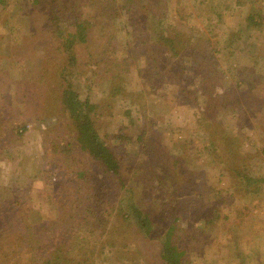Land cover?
<instances>
[{"label":"rangeland","instance_id":"374dc122","mask_svg":"<svg viewBox=\"0 0 264 264\" xmlns=\"http://www.w3.org/2000/svg\"><path fill=\"white\" fill-rule=\"evenodd\" d=\"M116 1L121 15L110 21L103 18L102 7L111 0H94L96 6L87 0L0 2V264H42L38 255L48 252L52 227L80 218L85 205L94 202L86 200L87 193L105 195L109 208L115 206L108 209L114 236L104 248L109 254L93 264H162L164 233L177 213L183 231L176 229L172 239L186 250L184 264H264V93L261 100H245L246 89L240 86L243 80L248 89L264 84V29L258 37L245 30L251 3L264 23V0H161L165 9L159 11L157 0H136L153 6L144 21L150 30L165 11L169 25L182 23L187 31L205 35L223 73L218 85L235 88L242 104L223 103L217 96L223 89L216 87L208 111L203 108L209 100L193 72L183 77L193 94L179 103L177 86L161 79L143 82L133 65L122 76L126 94L110 95V73H102L100 59L111 50L118 59L133 57L130 25L135 18L122 13L125 0ZM94 14L90 46L77 47L76 64L70 66L57 30L76 16ZM107 35H115L113 45H104ZM245 67L262 77L247 74ZM65 75L79 97L96 106L94 127L121 162L123 186L118 176L105 177L72 141L74 126L59 95ZM215 128L236 138L225 145L232 153L220 151L223 161L209 151V131ZM66 144L67 166L53 153L55 146ZM238 149L244 160L234 159ZM73 172L87 175L79 194ZM246 175L254 179L248 182ZM247 185L256 193H246ZM74 203L81 204L80 210ZM131 203L150 214L151 239L134 231ZM33 235L41 240L39 246L27 243Z\"/></svg>","mask_w":264,"mask_h":264},{"label":"trees","instance_id":"16d2710c","mask_svg":"<svg viewBox=\"0 0 264 264\" xmlns=\"http://www.w3.org/2000/svg\"><path fill=\"white\" fill-rule=\"evenodd\" d=\"M111 1V4H105L102 7L103 18L107 19V21L113 20L121 15L120 11L117 13V7L115 6L118 1ZM0 2L4 3V0H0ZM96 3H94V0H87V4L96 6ZM147 3L143 4L142 2L136 3V0H125L122 5L123 7H120L122 13H130L135 18V21L130 25V35L133 44L131 53L133 57L118 59L114 56V50H111L108 58L103 56L100 59L101 64L98 66L101 67L102 73H110L108 74L109 78H107L111 83L110 95L116 98L117 96L126 94L122 86V76L133 65L136 68V73L143 82L147 79H161V81H167L166 83L170 82L177 86L178 93L180 94L177 98V102L179 103L183 99H187L186 96L188 93L193 94L184 87L185 84L183 82V77L187 73L191 74L193 72L197 79L200 80L199 91L209 100L203 109L210 110L211 102L215 101L212 92L216 87L222 88L218 84H222L223 73L218 69L216 57L213 55L214 51L208 49L210 45L207 44L208 41L205 35L203 33L194 34L192 31H187V26H184L182 23L169 25L167 23L168 14L165 11L158 13L159 16L155 17L154 26L150 30V26H145L144 21L146 20V12L152 11L153 6H151L150 2L147 1ZM156 5L158 6L156 11L165 9L161 0H157ZM113 9H115V12ZM260 13L261 11L255 8V4L251 3L248 14L245 17V30L257 34V37L263 32L262 29H264V23ZM178 16L181 20L184 19L183 15L179 14ZM96 20L95 14L83 18L76 16L73 23L69 26L57 30L62 40L60 47H63V50L67 53L68 64L70 66L76 64V48L82 45L86 47L90 46L89 39L96 27ZM104 38V45L105 43L107 45H113L111 41L115 39V35H107ZM230 43H232L231 40ZM104 45L100 46V51L102 48L104 49ZM100 51L96 52L99 57ZM98 66L96 65L97 68ZM243 70L247 74L250 72L249 75L256 73V76L262 77L255 69L245 67ZM62 71L64 73L65 69ZM64 77L66 75L63 76V79ZM247 78L248 81L250 77ZM241 85L246 89L245 95L247 97H245V100L247 98L249 99V97H255L253 98L254 100H261L262 96L260 93H264L263 83H258V85L254 83L248 89L246 87V81L243 80L240 82ZM237 87L240 88L239 86ZM151 88L154 89V86H151ZM194 91L197 92V90ZM59 95L61 106L64 109L62 111L68 113L71 119V125L74 126L72 141H74L81 152L94 160L95 164L100 167L102 173L105 174V177L110 174L118 176L121 186H123L124 183L120 172L121 162L115 153L106 145L105 140L94 127L95 125L91 116L96 106L88 99L82 100L79 94L73 90L72 85L65 79L60 86ZM217 96L223 99V103L241 104L236 95L235 88H232L230 85L224 87L222 93H218ZM191 102H196V98ZM241 116V121H244V113ZM209 137L212 140V144H210L212 147H210L209 151L215 160L223 161V159L221 160L222 156L220 151L222 154H229L234 151L226 148L225 145L226 142L233 143L235 141L234 139H236L235 137L226 136L216 128L209 131ZM239 149L235 152L234 159L244 160V158H239ZM53 153L55 156H59L60 165H69L68 157L66 156L69 153L67 144L63 147H59V145L55 146ZM66 169L70 168L67 167ZM73 174H75L76 181L79 182L75 186V191L79 194L82 191V183H84L87 175L84 172H73ZM244 178L248 182L254 179L248 175ZM248 185L246 186V193H256V188H250ZM88 199H92L94 202L85 205L84 210L79 215L80 218L75 220L73 224L68 225V223L66 224V219H63L57 221L60 227H52L54 238L52 241L48 240L47 242L48 252L43 254L42 257L38 255V258L42 260V264H67L68 261L74 264H80L81 262L84 264H93L96 259L101 257L102 253L106 252L109 254L104 249L105 245L110 246L109 243L113 240L111 237L113 236L111 226L112 212L108 209L114 210L115 206H110L109 208V202L111 200L106 198L105 195L96 198L95 193L91 196L90 193H87L86 200ZM56 205L58 212L61 204L59 205L57 203ZM80 205V203H74V206L78 210H80ZM117 205L118 209H120V202ZM129 206L132 210L131 218L136 225L134 231L136 230L135 232L137 234L151 239L153 237L154 227L150 214L141 210L134 203H131ZM179 222L180 216L177 213V219L174 218L164 233V241L159 251V259L162 264H184L186 250L178 244H175L172 239V234L175 233L176 229L177 233L178 231H183L181 227L179 228ZM35 237V235L27 237V243L30 247L31 245L33 247L36 245L39 246L42 243L39 239L35 240ZM5 255V252H3L1 258H4L3 256Z\"/></svg>","mask_w":264,"mask_h":264}]
</instances>
